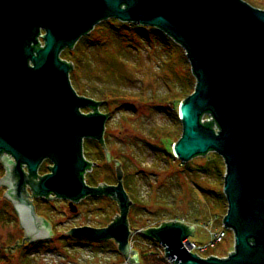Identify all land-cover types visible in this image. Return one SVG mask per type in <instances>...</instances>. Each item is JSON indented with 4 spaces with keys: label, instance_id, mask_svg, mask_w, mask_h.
Returning a JSON list of instances; mask_svg holds the SVG:
<instances>
[{
    "label": "water",
    "instance_id": "95a60500",
    "mask_svg": "<svg viewBox=\"0 0 264 264\" xmlns=\"http://www.w3.org/2000/svg\"><path fill=\"white\" fill-rule=\"evenodd\" d=\"M108 18L158 28L185 49L196 81L178 105L182 128L172 153L181 162L209 151L223 157L222 224L233 232L234 251L198 257L183 244L194 226L178 221L139 231L163 246L175 264H264V11L242 0H0V185L7 187L2 197L23 230L10 248L52 235L24 187L27 175L36 177L49 159L50 172L32 180V193L69 199L72 212L73 202L87 195H109L119 214L106 227L83 225L67 234L111 239L128 263H136L127 221L132 202L120 162L115 161L116 186L89 187L83 177L90 163L83 158L82 139L102 142L109 112H98L99 101L74 91L71 61L59 58ZM81 107L92 112L81 113ZM204 115L213 127L204 124Z\"/></svg>",
    "mask_w": 264,
    "mask_h": 264
},
{
    "label": "rangeland",
    "instance_id": "374dc122",
    "mask_svg": "<svg viewBox=\"0 0 264 264\" xmlns=\"http://www.w3.org/2000/svg\"><path fill=\"white\" fill-rule=\"evenodd\" d=\"M242 1L264 11V0ZM110 23L114 22L95 24L79 38L75 48H64L59 58L76 64L68 73L74 91L95 101L103 100L98 112H109L104 135L113 158L120 162L125 192L134 203L127 220L131 235L134 232L130 244L142 251L145 244L152 246V240L142 237L139 230L158 227L162 221L194 226L193 235L183 241L186 249L187 242L208 243L212 232L224 230L221 224L227 204L222 193L223 157L208 152L181 162L170 153L171 145L181 135L177 106L196 81L185 49L158 28L121 25L113 30ZM80 112L92 111L81 107ZM204 119L210 117L204 115ZM82 154L90 161L97 158L100 166L84 174L85 184L116 181L114 166L103 164L102 158L95 156L91 138L82 139ZM47 165L52 166V162L44 159L39 165L40 174L50 172ZM3 175L1 167L0 178ZM6 189L0 185V264H24L17 256L22 251L10 248L23 232L12 204L2 197ZM46 204L39 200L38 213L52 222L56 236L30 254L28 264H130L111 239L91 242L57 237L71 227H99L111 222L118 208L110 199L88 197L75 212L59 199ZM224 231L223 239L206 255L222 258L234 251L233 232ZM158 248V256L166 264H175L165 255L163 246ZM190 252L206 258L198 249ZM136 256L135 264H142L138 253Z\"/></svg>",
    "mask_w": 264,
    "mask_h": 264
},
{
    "label": "flooded vegetation",
    "instance_id": "af4514ba",
    "mask_svg": "<svg viewBox=\"0 0 264 264\" xmlns=\"http://www.w3.org/2000/svg\"><path fill=\"white\" fill-rule=\"evenodd\" d=\"M43 41L41 40V43H42ZM103 102L101 101V102H99V105H98V107L102 104ZM92 111V110H91ZM97 111H98V108H97ZM105 129L103 130V134H102V142H103V144H104V146H105V149H104V147H103V144H102V142L100 141V140H97V139H94V138H91L92 139V145H93V153L94 154H96L95 156H100L101 158H102V161H103V164H106V165H108V166H110V164H112L113 166H114V176H115V179H116V175H115V159L113 158V156H112V153H111V149H110V146H109V144H108V142L106 141V137H105ZM108 152V154H109V158L107 159L106 158V151ZM86 159V158H85ZM100 159V158H99ZM107 159V160H106ZM86 161L87 162H89L90 163V167L88 168V170L90 169V170H93V169H97L98 167H100L99 166V160L96 158L94 161H90V160H88V159H86ZM41 164V163H40ZM24 169V171L25 172H27V169H26V167H23ZM39 166H38V168H37V176L36 177H34L33 179H31V180H27V182L25 183V190H26V193H27V195H28V200L29 201H31L32 202V204H33V206H34V210H35V213H36V215L38 216V217H41L42 219H44V220H46V222H49L48 221V217L46 218V215H40V213H38V209H39V206H38V203H39V200L42 202V203H44V206H47V204H46V202H50V200H52V199H59V200H62V201H64V204L65 205H67L68 206V209H69V211H71L70 210V200L69 199H66V198H58V197H55L54 196V194H50L48 197H45V196H36V195H34L33 193H32V190H31V186H30V184L32 183V180H38L39 178H40V176H43V175H45L46 173H48L49 171H47L46 173H42V174H40L39 173ZM112 173V172H111ZM123 175H124V173H123ZM123 175H122V185H123V188H124V190L125 191H127V189H125V186H124V180H123ZM86 185L87 186H89V187H94V188H96V187H101V189L102 188H105V187H110V186H116L117 185V179H116V181L115 182H108V181H106V180H101V181H97L95 184H88L87 182H86ZM127 193V192H126ZM88 197H101V198H103V199H110L111 200V203H113L114 205H116V207L118 208V212L117 213H115L114 214V217L112 218V219H114L118 214H119V207H118V204H117V202L114 200V199H112L109 195H107L106 193H102V194H100V195H87V196H85L84 198H82V199H80L79 201H77V202H73V204L75 205V208H78V206L80 205V203H81V201L83 200V199H86V198H88ZM3 199H5L4 197H3ZM133 209H134V203H133V200H132V203L130 204V206L128 207V212H127V220H128V218H130V216H131V214L133 213ZM112 221V220H111ZM52 222H49V224H51ZM110 222H107V223H105L103 226H97L96 228H102V227H106L108 224H109ZM52 225V224H51ZM72 228V227H71ZM70 229V228H69ZM68 229V230H69ZM50 230H51V233H52V235H51V237H50V239H53V237H55L56 236V231H54V228H53V225L52 226H50ZM67 230V231H68ZM67 231L66 232H64V234L63 235H60V236H57L58 238H65V237H68V235H67ZM22 232H23V230H22ZM151 240V239H150Z\"/></svg>",
    "mask_w": 264,
    "mask_h": 264
},
{
    "label": "trees",
    "instance_id": "16d2710c",
    "mask_svg": "<svg viewBox=\"0 0 264 264\" xmlns=\"http://www.w3.org/2000/svg\"><path fill=\"white\" fill-rule=\"evenodd\" d=\"M111 20H108V19H106V20H103V21H113L114 23H110L109 25H110V27L113 29V30H116V29H118L121 25H125V26H129V27H131V26H138V27H143V28H146V29H150V28H154V27H151V26H146V25H141V24H138V23H126V22H122V21H120V20H118V19H116V18H110ZM103 21H101V22H103ZM100 23V22H99ZM156 29V28H155ZM88 34V33H87ZM77 43V42H76ZM39 45H41L40 44V42H39ZM77 46V44H75L72 48H75ZM72 48H68L69 50H71ZM63 51V50H62ZM65 60V59H64ZM66 62H67V60H66ZM72 66H73V70H74V68L76 67V64L73 62H69ZM72 70V67H71V69H70V71ZM69 71V72H70ZM192 76H193V74H192ZM194 77V76H193ZM194 86H195V84H194ZM193 89H194V87H193ZM193 89L192 90H190V91H187L184 95H185V97L182 99V100H184L192 91H193ZM180 103V102H179ZM91 109V108H90ZM92 110V109H91ZM177 112H178V106H177ZM178 119V118H177ZM180 121V120H179ZM204 124H207V125H209L210 127H213V125H214V123L213 122H209V121H206V122H204ZM170 150H171V148H170ZM209 152H215V151H209ZM171 153V152H170ZM217 155V154H216ZM2 167V165L0 166V168ZM90 167V166H89ZM43 175V174H42ZM27 177H28V179L29 180H31V179H33L32 177H30L29 176V174L27 175ZM223 187V186H222ZM102 189H104V188H102ZM222 193H223V191H222ZM224 194V193H223ZM226 200V199H225ZM226 204H227V202H226ZM142 237H144V238H146V239H148L149 240V237H146V236H144V235H141ZM87 240H89V241H92V240H90V239H87ZM52 241V239H48V240H45V241H38L37 243H33V244H25V245H23V246H21L20 248H18L19 249V251L21 250L22 251V253L21 254H18L17 256H19L20 257V259H22V261L23 262H25L24 264H28V256L30 255V254H32V253H34L35 251H37V249L38 248H40V246L41 245H45V244H47V243H49V242H51ZM150 246H149V245ZM148 244H145V247H146V249H144L143 251L140 249V248H134L135 250H136V252L138 253V255H139V257H140V262H142V264H166L165 263V260L163 259H161L159 256H158V253H157V248H156V243H155V241L154 240H152V246H151V244L150 243H148ZM147 253H150L149 255H147ZM7 254V257H8V253H6Z\"/></svg>",
    "mask_w": 264,
    "mask_h": 264
},
{
    "label": "built area",
    "instance_id": "2783aa9c",
    "mask_svg": "<svg viewBox=\"0 0 264 264\" xmlns=\"http://www.w3.org/2000/svg\"><path fill=\"white\" fill-rule=\"evenodd\" d=\"M209 120H207V121H209ZM224 236H225V231L224 230H218V231H214L211 233V241L208 243H203V244L202 243L201 244L196 243L195 244V243L187 242L185 244L188 246L187 250L192 251L193 249L194 250L198 249V250H200V252H202L204 254L205 252H207V250L209 248L214 247L216 243L221 241ZM170 262L173 263L171 259H170Z\"/></svg>",
    "mask_w": 264,
    "mask_h": 264
},
{
    "label": "bare ground",
    "instance_id": "6f19581e",
    "mask_svg": "<svg viewBox=\"0 0 264 264\" xmlns=\"http://www.w3.org/2000/svg\"><path fill=\"white\" fill-rule=\"evenodd\" d=\"M108 19H110V18H108ZM170 152H171V155L173 156V153H172V148H171V150H170ZM83 155V154H82ZM174 157V156H173ZM83 158H84V156H83ZM175 158V157H174ZM85 159V158H84ZM177 159V158H176ZM86 160V159H85ZM179 160V159H178ZM87 171L85 170V172H84V174L86 173ZM84 174H83V176H84Z\"/></svg>",
    "mask_w": 264,
    "mask_h": 264
}]
</instances>
